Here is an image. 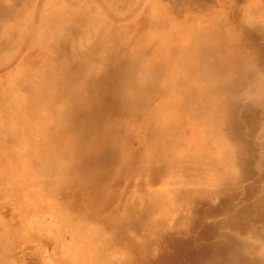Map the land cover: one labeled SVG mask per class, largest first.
Here are the masks:
<instances>
[{"label":"bare ground","instance_id":"bare-ground-1","mask_svg":"<svg viewBox=\"0 0 264 264\" xmlns=\"http://www.w3.org/2000/svg\"><path fill=\"white\" fill-rule=\"evenodd\" d=\"M260 43L264 0H0V264H264Z\"/></svg>","mask_w":264,"mask_h":264},{"label":"rangeland","instance_id":"rangeland-1","mask_svg":"<svg viewBox=\"0 0 264 264\" xmlns=\"http://www.w3.org/2000/svg\"><path fill=\"white\" fill-rule=\"evenodd\" d=\"M46 1H50L51 2V0H46ZM3 32H5V34H9L8 33V31H3ZM8 36V35H7ZM47 37H49V36H47ZM260 49H262L263 47H264V45H263V43H260V45L258 46ZM256 57H257V54H256ZM255 57V58H256ZM257 62V61H256ZM177 62H175V64H176ZM51 64V63H50ZM187 65L185 62L184 63H179L178 64V66L179 65ZM257 65V64H256ZM262 65V64H261ZM264 66V65H263ZM57 68H59V67H57ZM264 68V67H263ZM42 96V94H40V97ZM183 96H184V94H183ZM203 118H204V116H203ZM202 119V118H201ZM210 130H212V129H205V130H202L201 132H200V135L203 137V139H204V141L207 143V142H213V144L215 145V147L216 148H219V149H221L222 150V144L223 145H227L228 146V143L227 142H225V141H223L221 138H217V137H215V136H210L209 137V135H208V132L210 131ZM15 131H19L18 129L17 130H15ZM211 139V141H209ZM14 142H17V140H13ZM180 150L182 151V152H187L188 153V155H192V156H195V157H198V155L199 154H202L203 153V150L202 151H200L199 149H196L195 147H194V150H190V149H187V147L185 146V145H181V148H180ZM217 151V149H213V150H211V152H216ZM206 152L207 153H211L210 152V150H209V148H207L206 149ZM219 153H222V151L221 152H219ZM218 154V153H217ZM221 155V154H220ZM199 164V163H198ZM175 170H179V168H175ZM231 172H233V173H238V171H236V170H232L231 169ZM18 174H16V175H14V176H17ZM17 179L20 181V178H18L17 177ZM40 181L39 180H37L34 184H38ZM9 185H6V187L5 188H3V190H9V189H11V188H9ZM23 197H25L24 195H23ZM4 206V205H3ZM5 207V206H4ZM3 208V207H2ZM48 219L47 218H45V221H47ZM2 223V221L0 220V224ZM47 224V222H44L42 225L44 226V225H46ZM34 226V225H33Z\"/></svg>","mask_w":264,"mask_h":264}]
</instances>
